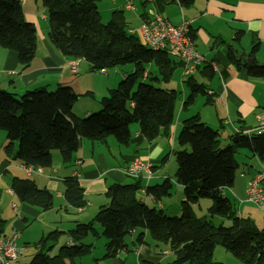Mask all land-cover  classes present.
Instances as JSON below:
<instances>
[{
    "label": "trees",
    "instance_id": "obj_1",
    "mask_svg": "<svg viewBox=\"0 0 264 264\" xmlns=\"http://www.w3.org/2000/svg\"><path fill=\"white\" fill-rule=\"evenodd\" d=\"M34 1L45 9L49 43L69 62L83 61L98 72L126 64H131L133 70L124 73L117 87L99 100L98 111L85 117L73 114L72 107L79 95L69 86L32 89L20 96L0 88V131L6 136L5 156L25 166L49 168L52 151H57L62 163L72 166L74 153L84 139L103 143L113 137L118 144L127 145L129 126L133 124L148 140L167 136L178 94L172 89L155 87L147 80L169 83L174 72L182 70L181 61L165 50L150 49L139 35L129 33L122 12H113L110 20L102 22L97 9L99 0ZM191 1L177 0L181 5ZM188 35L192 41L190 32ZM240 36L238 33L236 39ZM0 47L15 52L21 71L28 68L35 56L36 30L25 21L19 0H0ZM230 47V64L243 67L249 77L264 79V64H257L254 59L258 43L244 57ZM151 64L156 69L154 77H149ZM199 69L207 81L215 75L210 65H201ZM182 77L188 95L181 109L186 110L197 96H206L207 86L197 83L191 74L182 73ZM211 101L207 98L206 103ZM231 139H235L233 144L220 149L217 130L203 123L198 115L184 119L176 137L181 149L173 152L174 176L184 198L179 217L167 216L141 201L138 179L129 184H111L104 193L106 203L98 207L92 219L67 231L71 244L59 246L52 254L63 233L51 231L34 243L35 252L26 264H77L76 258L87 256L94 249L92 243L86 242L87 237H104L102 259L114 258L127 249L126 238L133 232L136 243L142 244L147 234L159 248L166 246L174 255L167 264H219L213 259L218 246L241 264H264V228H257L250 218L237 216L235 206L221 192L233 187L238 169L237 149H246L264 161V134L235 133ZM171 187L165 180L160 185L146 186L145 194L160 201L170 196ZM10 189L20 203L39 211L53 206V195L38 188L30 178H12ZM62 195L73 209L86 206L83 189L74 176L64 178ZM202 199L210 200V214L225 218L229 225L215 226L206 217L196 216L192 207Z\"/></svg>",
    "mask_w": 264,
    "mask_h": 264
},
{
    "label": "crops",
    "instance_id": "obj_2",
    "mask_svg": "<svg viewBox=\"0 0 264 264\" xmlns=\"http://www.w3.org/2000/svg\"><path fill=\"white\" fill-rule=\"evenodd\" d=\"M19 1L25 21L31 23L36 30L35 56L28 68L21 71L15 52L0 47V88L20 96L32 89L53 90L58 85L69 86L79 95L72 107L73 114L85 117L95 112L100 107L99 100L115 87L117 81L123 79L124 73L123 76L117 73V76L106 71H92L83 61L79 62L77 72L71 73L69 60L61 56L49 43L48 22L41 3L34 0ZM126 5H130V8H126ZM152 5L171 25L188 20L192 44L207 61L202 65L214 63L217 66L216 70L211 67L215 75L209 81L204 78L201 68L191 74L197 83L206 84V96H200V100L197 96L193 105L183 110L181 106L186 97L183 95L177 110L175 104L174 120L167 129V136L158 135L153 140H148L139 134L138 125L133 124L129 126L130 139L127 145L118 144L113 137H108L103 143L84 139L74 153L72 166L64 165L59 153L54 151L51 166L39 168L40 170H35L30 175L26 174L24 165L5 156L6 137L4 133H0V236L17 232V245L23 246L25 253L30 247L35 251L34 243L51 231L63 233L52 253L56 252L55 248L59 244H71L67 231L92 219L98 207L106 203L104 193L107 187L133 181L124 171L135 158L152 166L153 175L148 181L143 177L138 178L142 186L138 194L141 201L164 212V198L155 201L145 194V188L160 185L165 180L171 184L174 180L180 190L179 201H183L182 187L174 176L176 168L168 169V166L173 152L181 149L176 137L184 119L198 115L210 128L213 124L219 127L228 126L231 136L235 133H253L256 126L254 115L264 110V79L249 77L243 67L236 68L230 64L227 53L230 45L231 50L237 55L243 54L244 57L252 45L258 43L254 59L257 64H264L258 60L259 54L264 50V0H192L185 5L177 0H153ZM148 6V3L144 4V0H99L97 3L101 21L110 20L113 12H122L128 23L129 33L133 35H138L136 29ZM238 33L241 36L236 39ZM132 70L133 68L129 71ZM177 71L180 83L184 84L182 70ZM207 98L212 101L206 103ZM82 99L85 100L84 103L81 102ZM251 156L252 160H256V165L249 166L247 180L257 173L261 162L256 156ZM77 160L81 161L80 164H75ZM68 176H74L83 189L87 203L82 209H73L63 199V180ZM15 177L30 178L38 188L48 190L53 195L52 208L42 212L20 203L10 189V181ZM227 191L237 200V216L250 218L257 228H264V212L245 201V187L239 189L234 183L230 189H224L225 197ZM255 209L260 215L256 214ZM244 213L246 216H243ZM129 237L127 251L123 250L121 253H132L136 264H167L174 259L166 246L159 248L154 243L151 248L143 244L146 234L142 244L135 242V232ZM213 253V259L219 264H241L222 249L215 248ZM116 257L113 259L114 264H125L124 259L119 258L116 261ZM101 259L91 256L86 259L85 264H109L108 260ZM167 259L170 261L166 262Z\"/></svg>",
    "mask_w": 264,
    "mask_h": 264
},
{
    "label": "built area",
    "instance_id": "obj_3",
    "mask_svg": "<svg viewBox=\"0 0 264 264\" xmlns=\"http://www.w3.org/2000/svg\"><path fill=\"white\" fill-rule=\"evenodd\" d=\"M149 4L145 10V16L136 29L137 34L150 49L165 50L182 63L183 76L195 72L197 67L206 63L205 57L197 52L189 37L188 20H182L178 25H171L152 5L153 0H145ZM130 8V5H126ZM78 61H70L71 73L77 71ZM213 70L217 69L214 63H209ZM256 126L253 129L255 134H264V110L258 111L255 115ZM250 133H248L249 135ZM81 161H75L80 164ZM27 175H30L39 168L25 166ZM152 166L139 158L132 160L126 167L124 174L130 179L143 177L148 181L152 177ZM223 192V190H221ZM151 197V196H150ZM152 198V197H151ZM245 201L256 206L264 212V161L260 162L257 173L246 182ZM18 233L12 232L6 236H0V264H14L24 253L25 248L17 245Z\"/></svg>",
    "mask_w": 264,
    "mask_h": 264
},
{
    "label": "rangeland",
    "instance_id": "obj_4",
    "mask_svg": "<svg viewBox=\"0 0 264 264\" xmlns=\"http://www.w3.org/2000/svg\"><path fill=\"white\" fill-rule=\"evenodd\" d=\"M104 22V21H102ZM107 22V21H105ZM263 55H264V50L262 51L261 54H259L258 60L259 62H264L263 59ZM132 65L131 64H126V65H119L116 66L115 68L111 69V70H107L106 73H112V75L117 73L121 76H123V73H130V69H132ZM150 68V73H149V77H154L156 75V69L154 67V65H149ZM118 76V75H117ZM147 82L152 83L155 87L158 88H167V89H172L175 90L178 94V99L176 102V110L180 107L181 105V101L184 98L183 95L185 94V96L188 95V88L184 85L180 83V79L178 77V71L175 72V74L173 75L172 79L170 80L169 83L167 84H161L159 82H154V81H150L147 80ZM119 81H117L116 85L114 88L117 87ZM198 100H200V96L197 97ZM90 100V99H87ZM86 100V101H87ZM81 102H85V100H81ZM100 109V107L95 110L98 111ZM94 113V112H93ZM213 130L217 129V131L219 132V145L218 147L220 149H223L225 147H227L228 145H231L234 143L233 139H231V130L228 126L223 125V127H219V125L215 126L214 124L211 127ZM0 133H4L2 131H0ZM5 134V133H4ZM6 137V136H5ZM54 152V151H52ZM57 152V151H55ZM58 153V152H57ZM235 160L238 163V169L236 171L235 174V181L234 183H236V185L238 186L239 189L242 188H246V182H247V171H249V166H255L256 165V160H252V156L251 153L249 151H247L246 149H237L236 154H235ZM176 168L175 165V159H174V155L172 156V158H170V165L168 166V169H173ZM170 173L173 174V171H170ZM173 176V175H171ZM171 183V182H170ZM171 192H170V197L168 198H164L163 202L165 204V208H164V212L167 216H176L179 217L180 216V196L178 197L180 190L179 188H177L174 180H172V184H171ZM241 191V190H240ZM226 197L231 201V203H233V205L235 206L236 210L238 211V203L237 200H235V197L232 198L228 191L226 193ZM238 199V198H236ZM249 204V203H248ZM211 205L210 200L208 199H202L200 200L198 205H194L192 207L193 209V213L198 216V217H206L207 219L211 220L212 224L215 226H218L220 224L224 225V226H228L229 222L225 219L222 218L218 215H212L210 214L208 208ZM251 206V204H249ZM150 207L152 205H149ZM178 207H179V211H178ZM255 211H257L255 209ZM256 214L260 215V212L257 211ZM243 216H246V213L243 214ZM252 217L254 215H251ZM129 239L130 237L128 236L126 238V243H129ZM86 242L92 243L94 246V251L92 252L91 255H87L81 258H76L75 262L77 264H85L86 259L91 258V256H93V258L95 259H101L102 256L104 255V244L106 242V239L104 237H99L97 239H93L91 237H87ZM146 246L149 247H153L154 242L153 240L146 234ZM60 244L55 248V250L57 251L59 248ZM217 249H222L221 247H216ZM223 250V249H222ZM34 250L32 247H30V249L25 253V255L23 257L20 258V264H26L30 261V259L32 258V255L34 254ZM55 254V253H52ZM118 257H116V261L119 258H122L125 260V264H136L135 262V257L132 255V253L128 254V255H123L121 252L117 253ZM81 259V260H80ZM115 258H107L106 260H108L109 264H114V260ZM102 260V259H101ZM170 259H167L166 262H169ZM80 262V263H79Z\"/></svg>",
    "mask_w": 264,
    "mask_h": 264
},
{
    "label": "water",
    "instance_id": "obj_5",
    "mask_svg": "<svg viewBox=\"0 0 264 264\" xmlns=\"http://www.w3.org/2000/svg\"><path fill=\"white\" fill-rule=\"evenodd\" d=\"M246 62H247V65H249L251 63V60L250 59H247ZM233 141H235V139Z\"/></svg>",
    "mask_w": 264,
    "mask_h": 264
}]
</instances>
